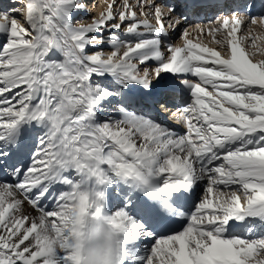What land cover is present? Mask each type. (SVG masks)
<instances>
[{"label":"snow or ice","instance_id":"6c2138e0","mask_svg":"<svg viewBox=\"0 0 264 264\" xmlns=\"http://www.w3.org/2000/svg\"><path fill=\"white\" fill-rule=\"evenodd\" d=\"M14 4L0 11V264H80L75 237L85 216L102 217L122 237L118 264H264V59H255L264 45L251 28L237 36L249 21L264 24V13L257 20L237 14H250L249 3L192 0L186 8L222 9L212 26L193 28L217 47L195 42L188 29L182 44L165 46L164 9L153 0L155 23L140 18L145 0H112L79 24L73 13L86 5L77 0ZM164 7L172 30L187 22L183 12L172 15L179 4ZM122 28L127 39L103 35ZM105 42L111 52L88 51ZM54 51L62 59L50 58ZM149 62L155 67L141 72ZM164 74L176 80L163 95L190 96L177 109L183 134L128 106L132 85L150 92ZM189 75L196 79L182 78ZM199 182L206 188L188 211ZM112 185L126 190L110 210ZM44 200L55 206L45 210ZM24 201L40 215L22 214ZM177 219L186 220L182 228L162 231Z\"/></svg>","mask_w":264,"mask_h":264},{"label":"bare ground","instance_id":"6f19581e","mask_svg":"<svg viewBox=\"0 0 264 264\" xmlns=\"http://www.w3.org/2000/svg\"><path fill=\"white\" fill-rule=\"evenodd\" d=\"M6 0H0V6H2L3 5V3L5 2ZM100 2V8L99 9H97V14H100L101 12H104L105 10H106V8H107V6H108V4L109 3H111L112 2V0H106L107 2H105V0H97V2ZM158 1V0H157ZM156 1V2H157ZM185 1H187V3H188V1L189 0H184L183 2H181L180 0H171V2L172 3H179V5H180V7H178L177 8V10L179 11V12H183L184 13V15H186L187 17H188V20H187V22L188 23H181L180 24V27H184V29H188V30H190V31H193V28L195 27V25H194V18H195V20L197 21V22H195V23H198L199 21L198 20H200L199 18H201V17H203L205 14H206V11H205V8H207V7H205V8H201V12H203V13H201V14H199L198 16H196V17H194L193 15V13H195L197 10H193L191 7H185ZM205 1H207V0H200V2H205ZM211 1H214V0H211ZM12 3V4H14V0H7V3ZM95 3V6H97V4L99 3ZM104 2H105V4L106 5H104V6H102L103 4H104ZM146 2V1H145ZM154 2V1H153ZM219 2V1H218ZM79 3V2H78ZM220 3V2H219ZM251 3H252V1H251ZM5 4V3H4ZM118 4V3H117ZM133 4H135V3H133ZM5 7L7 6L6 4L4 5ZM11 6H13V5H11ZM14 6H16V7H19L20 5L19 4H17V5H14ZM209 9H217V8H215V7H208ZM164 9V8H163ZM213 9V10H214ZM4 9H1V7H0V11H3ZM139 10H140V8H139ZM200 10V9H199ZM212 11V10H211ZM178 12V13H179ZM76 13V12H75ZM84 13V12H83ZM164 13H165V11H164ZM166 14V13H165ZM167 16V15H166ZM192 18H193V20H192ZM256 18H260V17H256ZM88 21V20H87ZM191 22V23H190ZM193 23V24H192ZM201 23V22H200ZM185 24H186V26H190V28H185ZM199 24V23H198ZM199 25H201V24H199ZM256 25H262V24H256ZM182 29V28H181ZM256 29V28H255ZM118 36V35H117ZM120 37V36H119ZM125 37V36H124ZM193 37H196L195 39H197V37H198V33L197 32H192V36L190 37L189 36V38H192L193 39ZM199 37H202L204 40H205V42L207 43V41H206V39L207 38H210V39H212L210 36H205V37H207V38H204V36H199ZM182 38V36H181V34H180V32H176V33H170V34H168V36L166 37V38H164L163 39V45H167V44H169V43H172V44H176V40H180ZM122 39V38H121ZM195 39H194V41H195ZM197 41V40H196ZM177 44H182V43H177ZM103 45L105 46V47H108V48H110L111 50H112V48L110 47V45L107 43V42H105V43H103ZM208 46H210V47H217V45L214 43V42H212V40H211V43H210V45H208ZM110 51V50H109ZM109 51H108V53H109ZM107 54V53H106ZM259 55V54H258ZM258 57V56H257ZM50 58H55V59H62V55L58 52V51H54L53 53H52V55H51V57ZM256 59H264V58H260V56L258 57V58H256ZM145 66H147V67H155V63L154 62H149L148 64H146V65H141L140 66V71L142 72L143 71V68L145 67ZM182 78H191V79H196V78H194V77H191L190 75L189 76H187V77H182ZM112 79V78H111ZM176 80V77L173 75V74H164V76H163V79H161L160 81H159V83H156L155 85H154V87L152 88V90L150 91V92H148V91H145V90H143V89H141L140 88V86H138V85H132L129 89H128V91H127V93H126V97H127V101H128V104L130 105V108H136V109H142L143 110V112L141 113V114H145V115H149V116H152V117H154V118H156V119H158L159 121H162V118L155 112L156 111V109H155V105H154V103L156 102V103H160V102H164V101H169V102H171L172 104H173V106H177V105H180V104H184V103H186V102H188V101H190V96H189V94H188V92H187V90H184L180 95H179V97L178 98H174L172 95H163L162 94V91L166 88V87H164V88H162V86L161 85H166L165 83L166 82H170V83H172V82H174ZM158 87V88H157ZM155 88H156V90H155ZM158 90V94L157 95H155L154 97L152 96V93H154V92H156ZM113 115H114V118H118V117H115V113H113ZM168 128H170L171 130H173V131H175V132H177L178 134H183L185 131H186V127H178V126H174V125H172V124H170V123H167V122H164V121H162ZM34 128V127H33ZM33 128L32 129H28L27 130V132H28V135H29V144L30 143H32V137L34 136V132H33ZM26 162H30V160H25ZM0 179H7L6 177H3V176H0ZM77 179H79V177L77 178ZM13 183H15V181H12ZM206 182H199L198 184H200V185H204ZM198 188V186H196V189ZM122 189H124V188H121V190ZM195 189V190H196ZM54 191H65L66 189H64V187L62 186V185H56L55 187H54V189H53ZM121 190H119V191H121ZM125 190V189H124ZM112 194H113V192H112ZM195 197H196V195H195V192H194V194L191 196V198L189 199V201H188V207H187V209L186 210H188V211H193L194 210V203H195ZM18 198H20V199H22L23 200V196H19L18 195ZM106 198H107V201H108V204H109V208H110V210H111V207H110V205H111V203H112V201H114V199L113 198H111V194L110 195H106ZM141 202H144V201H146V198L142 195V194H138V197H137ZM41 206L42 207H44L45 208V210H51L55 205H54V202L53 201H51V200H44V201H42V203H41ZM21 211H22V214H24V215H28V216H30V217H38L39 215H40V212H39V210L38 209H36V208H34L32 205H30V203L27 201H24L23 202V204H22V209H21ZM176 221V220H175ZM174 221V222H175ZM177 221H178V223L180 224V225H184L185 223H186V220H184V219H177ZM174 222H172L170 225H169V227L167 228V229H164V230H162L163 232H170L174 227H175V225H174ZM180 227V226H179Z\"/></svg>","mask_w":264,"mask_h":264},{"label":"rangeland","instance_id":"374dc122","mask_svg":"<svg viewBox=\"0 0 264 264\" xmlns=\"http://www.w3.org/2000/svg\"><path fill=\"white\" fill-rule=\"evenodd\" d=\"M107 1L105 0V2H107ZM145 1L146 2H145V6H144V12H145L146 16H140V18L141 19L147 18L152 23H155V19H154V9L149 8L148 5H147V0H145ZM153 1H154L155 4H159V5H161L164 8V11L166 13L165 14V26L168 27V34H170V33H176L177 31L180 32V34H181L183 32V30H184V27H180V25H178L175 28V30H172V28L169 27L168 24H167V16H166L167 15V7H164V5L166 3V0H158V2H156L157 0H153ZM251 1H252V3H251ZM77 2L85 4L86 5V10H83V11H75L76 13L75 12L73 13V20H72V22L74 24L90 23L93 17L99 18V15L100 14H97V9L100 8V5H99L100 2L99 1H98L99 3L97 2V0H77ZM96 2L98 3L97 6H95V3ZM105 2H104V4L102 6H104V5L107 4V3L105 4ZM122 2H123V0H117V3L118 4H122ZM129 2L132 3V4L133 3L136 4V0H129ZM236 2H239V3H249V4L252 5L251 10H250V14L249 13H244V12H237L238 15H245V16L251 15L253 17H260V15L262 13H264V0H222L221 3H214V4H225V3H227V4L231 5V4L236 3ZM4 3L7 5L6 7L4 6L5 5ZM4 3H3L2 6H0L1 9H4V10L8 9L11 5H13V6L14 5H17V4H12L11 2L10 3L9 2L7 3V0ZM203 8H205V7H203ZM213 9H209L208 7L205 8L206 14L203 17L199 18L200 20H198L199 21L198 23L201 24L202 26H205V25H207L209 27L212 26V23H210V22H214L215 19H216V17H219V16H221L223 14L222 9H214V10ZM135 10L137 11V14L139 16V13H140L139 6H137L135 8ZM114 11H115V8H114ZM233 11H235V9H233ZM178 12L179 11L176 10V12L172 13V15L173 16H176L178 14ZM201 13H203V12H201V9L200 10H197L195 13H193L194 14L193 16L196 17V16H198ZM227 14L228 15H231L232 12H228ZM259 19L260 18H257V20H259ZM192 20H193V18H192ZM193 21H194V25L196 26L198 23H195V22H197L195 20V18H194ZM186 23H188V22H186ZM185 28H190V26H186V24H185ZM249 28H251L252 35L261 37V39H258L257 40V44L258 45H264V24H262V25H256V24L255 25H252L250 23V21H249L248 23H246V24H244V25L241 26V30H240V32L237 33V36L240 37L242 35H245V33L247 32V30ZM189 32H190V35H192V32L193 31H190L189 30ZM103 35L105 37H108L110 35H115V36L118 35L122 39H127V37H124L123 28L121 30L114 31V32H111V33L108 32V31H105L103 33ZM217 38H219V35H218ZM2 42H3V37L0 36V43H2ZM212 42H214V41L212 40ZM250 43H251V41L249 40L248 41V44L250 45ZM100 49H102L105 54L108 53L109 50H110L109 52L112 51L110 48L105 47L103 44L97 45L96 48H89L88 51L89 52H93V51L100 50ZM247 50L249 52H252L254 49L251 48V47H248ZM51 55H52V53L50 54V57H51ZM257 56L258 57L260 56V58L261 57L264 58V56H261V55H258L257 54L255 56V59L258 58ZM94 79H97V78L94 77ZM105 80L108 81V82H111V77H105ZM165 84L166 85H161L162 88L166 87L168 84H170V82H166ZM128 106L130 108V105L129 104H128ZM130 109H133V110L137 111L138 113H142L143 112V110L141 108L140 109L130 108ZM38 131H39L38 129L33 128L34 135ZM28 150H30V151H34L35 150V145H34L33 142L30 143V144H28ZM24 159L25 160H29L28 151H26V155H25ZM72 175L75 176L76 178H78V176L75 173H72ZM197 186H198V188L195 190L196 197L194 199L195 200L194 205L196 203H198L199 202V199L202 197V195L204 193V190L206 188V183L204 185L198 184ZM63 187H64V189L67 190L66 186H63ZM121 188H124V186L123 185H120V186L112 185V186H109L106 189V195L108 196V195L111 194V198L114 199V201H112V203L110 205L111 210L113 209V206L114 205H116V204H118L120 202V199H121V191H119V190H121ZM112 192H113V194H112ZM172 230H174V228ZM148 243H150V242L149 241H141L138 246L143 247L145 244H148Z\"/></svg>","mask_w":264,"mask_h":264},{"label":"clouds","instance_id":"9594fccd","mask_svg":"<svg viewBox=\"0 0 264 264\" xmlns=\"http://www.w3.org/2000/svg\"><path fill=\"white\" fill-rule=\"evenodd\" d=\"M77 229L79 235L75 237V250L80 264H118L117 241L122 237L110 223L102 217L85 216Z\"/></svg>","mask_w":264,"mask_h":264}]
</instances>
